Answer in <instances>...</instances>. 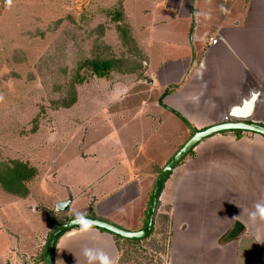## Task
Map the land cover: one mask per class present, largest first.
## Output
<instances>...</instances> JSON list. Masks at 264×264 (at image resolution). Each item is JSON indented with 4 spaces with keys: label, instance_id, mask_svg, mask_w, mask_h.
Segmentation results:
<instances>
[{
    "label": "crops",
    "instance_id": "crops-1",
    "mask_svg": "<svg viewBox=\"0 0 264 264\" xmlns=\"http://www.w3.org/2000/svg\"><path fill=\"white\" fill-rule=\"evenodd\" d=\"M27 2L10 5L18 10ZM136 5L132 35L151 84L110 87L99 120L110 134L97 142L93 129L100 123L87 118L90 130L78 139L83 147L77 156L84 163L79 192L60 180L58 170L52 177L67 193L57 196L53 208L35 199L47 189L35 179L27 195L0 185V264H42L53 218L63 223L92 217L142 229L159 173L194 129L225 121L256 91L250 119L264 124V0H139ZM218 139L226 141L222 152L227 155L213 154L219 160L205 164L218 170L217 187L202 190L204 179L191 175L201 168L186 156L166 181L155 213L153 230L163 227L166 217L175 220L170 248L156 252L159 262L144 264H264V220L249 215L257 203L264 204V135L224 131L194 150H207ZM69 198L67 210L55 209L56 202ZM77 200L86 206L72 211ZM197 201L192 213L202 217L201 227L191 236L187 213ZM14 212L18 227L12 225ZM36 213L49 223L39 225ZM151 238H141L140 244ZM132 241L95 226H77L59 238L54 264H127L123 253Z\"/></svg>",
    "mask_w": 264,
    "mask_h": 264
},
{
    "label": "rangeland",
    "instance_id": "rangeland-1",
    "mask_svg": "<svg viewBox=\"0 0 264 264\" xmlns=\"http://www.w3.org/2000/svg\"><path fill=\"white\" fill-rule=\"evenodd\" d=\"M137 2L139 0H28L18 10H13L12 4L0 10V162L20 159L35 165L38 168L35 183L47 186L40 199H35L44 201L48 208H53L58 195L67 193L52 177L56 170L62 182L80 191L77 180L83 174L84 163L77 156L83 147L78 139L90 130L86 128L87 118L92 115L100 123L93 129L92 137L96 142L110 134L105 123L99 121L103 117L100 104L110 87L151 84L152 78L144 70L146 59L142 51L135 52L137 48L131 47L123 37L128 31L132 38ZM105 57L123 58L135 69L134 73L112 71L107 76H98L87 63ZM76 92L74 105L64 107ZM244 132L247 131L241 133ZM216 142L214 146H218L214 149V146L207 150L200 147L198 153L193 149L187 155L193 158L191 166L196 163L201 168L191 175L204 179V186L199 184L202 190L217 187L218 170L208 169L205 164L227 155L222 152L226 141L218 139ZM198 202L187 213L194 231L191 236L201 227L198 224L202 217H198L197 210L192 213ZM86 203L77 200L71 210L82 209ZM13 215L12 225L18 227V216L15 212ZM35 216L39 225L49 223L42 213ZM164 220L163 227L152 230V238L146 245L140 244V239L126 245L123 258L127 264L159 262L156 252L169 250L171 234L175 231V220L172 217ZM159 223L162 224L160 218ZM42 264H45V254Z\"/></svg>",
    "mask_w": 264,
    "mask_h": 264
},
{
    "label": "water",
    "instance_id": "water-1",
    "mask_svg": "<svg viewBox=\"0 0 264 264\" xmlns=\"http://www.w3.org/2000/svg\"><path fill=\"white\" fill-rule=\"evenodd\" d=\"M260 91L253 92L249 98H244L242 103L234 106L229 112V120L213 124L203 129H194L193 135L181 146V148L168 160L165 166L159 173L154 184L148 207L146 212L145 224L142 229L132 231L118 226L107 220L92 218V217H76L62 223L50 235L45 253V264H54V253L56 244L59 238L68 230L81 226L91 225L98 228H103L113 233L119 234L125 238H145L150 235L154 220L157 205L164 188V185L178 165L185 159V157L203 140L211 137L217 133L228 130H242L251 131L264 135V124L258 123L250 119L253 114L256 101L259 97ZM72 199L60 200L56 202L55 209L57 211H65L69 208Z\"/></svg>",
    "mask_w": 264,
    "mask_h": 264
},
{
    "label": "trees",
    "instance_id": "trees-1",
    "mask_svg": "<svg viewBox=\"0 0 264 264\" xmlns=\"http://www.w3.org/2000/svg\"><path fill=\"white\" fill-rule=\"evenodd\" d=\"M117 16H121L118 12ZM132 30V29H131ZM126 32V36L124 35V41L126 43L129 42L131 47H136L135 52L139 47L135 39L130 38L128 35V31ZM132 32V31H131ZM87 65H90L93 72L100 77L107 76L112 71H118L121 73H134L135 69H131L130 66L123 60V58L113 57V58H101L94 59L93 61H89ZM77 101V92L73 95L72 99L64 104V107L70 108ZM225 132H236L237 134L241 133V130H228ZM183 161V160H182ZM36 175H38V168L35 165H31L29 162L15 159L11 162H0V185L8 192L18 194V195H27L29 192V183L32 182ZM54 223V230L58 228L62 224L63 220H56ZM68 221V220H67ZM64 223V222H63ZM103 229V228H101ZM53 230V231H54ZM106 230V229H103ZM153 230V228H152ZM152 232V231H151ZM118 236H121L118 234ZM131 239V238H129ZM138 239V238H137ZM136 240V238H134ZM46 253V248H45Z\"/></svg>",
    "mask_w": 264,
    "mask_h": 264
},
{
    "label": "clouds",
    "instance_id": "clouds-1",
    "mask_svg": "<svg viewBox=\"0 0 264 264\" xmlns=\"http://www.w3.org/2000/svg\"><path fill=\"white\" fill-rule=\"evenodd\" d=\"M255 209V211L249 213L250 218L255 220L258 217L260 220H264V204L257 203ZM85 255H88V250H85Z\"/></svg>",
    "mask_w": 264,
    "mask_h": 264
},
{
    "label": "built area",
    "instance_id": "built-area-1",
    "mask_svg": "<svg viewBox=\"0 0 264 264\" xmlns=\"http://www.w3.org/2000/svg\"><path fill=\"white\" fill-rule=\"evenodd\" d=\"M11 1L12 0H0V10H2V9H4V8H6V7H8L9 5H10V3H11ZM218 41V38H215L214 40H213V42H217ZM230 119V117H229V115H227L226 116V120H229Z\"/></svg>",
    "mask_w": 264,
    "mask_h": 264
}]
</instances>
